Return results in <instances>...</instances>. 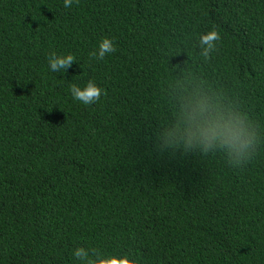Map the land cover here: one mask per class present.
<instances>
[{
	"label": "trees",
	"instance_id": "1",
	"mask_svg": "<svg viewBox=\"0 0 264 264\" xmlns=\"http://www.w3.org/2000/svg\"><path fill=\"white\" fill-rule=\"evenodd\" d=\"M89 81L100 100H73ZM193 88L264 136V0H0V264H264V143L240 167L160 150Z\"/></svg>",
	"mask_w": 264,
	"mask_h": 264
},
{
	"label": "clouds",
	"instance_id": "2",
	"mask_svg": "<svg viewBox=\"0 0 264 264\" xmlns=\"http://www.w3.org/2000/svg\"><path fill=\"white\" fill-rule=\"evenodd\" d=\"M76 0H63L65 8H71ZM220 36L216 31L201 35L199 44L203 55L215 51ZM116 51L113 39L103 38L98 49L92 55L103 60L106 55ZM76 62L72 54L49 57L48 66L52 72H66ZM103 89L95 82L89 81L84 87L70 85L72 99L83 105L98 102ZM187 94L180 96V108L176 122L160 138L161 151H180L183 154L198 152L203 156L221 152L227 162L235 167L248 163L264 143V136L252 123L249 117L232 105H225L214 96L193 88L184 89ZM72 256L79 264H138L130 253L105 255L95 249L77 247Z\"/></svg>",
	"mask_w": 264,
	"mask_h": 264
}]
</instances>
